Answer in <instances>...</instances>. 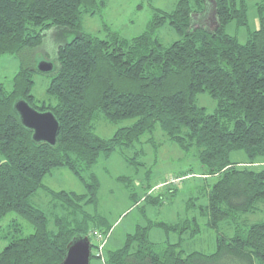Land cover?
<instances>
[{
  "label": "trees",
  "instance_id": "16d2710c",
  "mask_svg": "<svg viewBox=\"0 0 264 264\" xmlns=\"http://www.w3.org/2000/svg\"><path fill=\"white\" fill-rule=\"evenodd\" d=\"M213 2L218 24L211 30L193 26V16L209 10L206 0H178L173 11L157 9L139 35L102 38L82 29L83 15L95 14L99 0H0V55L22 58L12 90L0 85V218L15 211L34 226L8 243L0 264H59L76 235L90 237L92 228L108 234L113 224L100 210L101 181L94 171L85 174L102 156L150 142L142 138L157 127L166 140L196 151L206 182L217 177L206 190L204 226L219 230L229 221L235 233L219 235L211 253L187 251L181 242L158 247L150 229H176L178 223L150 221L127 233L121 247L108 249L105 264H264V219L239 217L264 212V165L257 164L264 161V2L252 29L245 0ZM231 22L247 28L245 42L226 31ZM166 23L181 36L169 45L154 35ZM50 30L59 65L47 89L52 103L40 106L32 90L41 71L26 62ZM201 92L217 100L214 112L196 103ZM19 98L55 113L61 124L57 145L33 140L14 108ZM98 115L111 122L136 120L102 137ZM233 151H243L246 159L234 161ZM144 154L141 147L133 158L143 163L137 160ZM56 167L69 169L85 191L45 185ZM40 189L51 196V211L34 204ZM144 199L155 203L160 196L147 193ZM186 222L184 227L192 226Z\"/></svg>",
  "mask_w": 264,
  "mask_h": 264
},
{
  "label": "rangeland",
  "instance_id": "374dc122",
  "mask_svg": "<svg viewBox=\"0 0 264 264\" xmlns=\"http://www.w3.org/2000/svg\"><path fill=\"white\" fill-rule=\"evenodd\" d=\"M99 1L100 6L95 14L83 15V31L102 38H109L115 34L132 38L149 28L148 25L157 9L173 11L178 0ZM245 1L248 6L249 27L252 29L258 22V4L264 0ZM210 2L214 3L213 0H206L209 10L204 14L205 16L201 14L193 16V26L202 25L210 30L216 27L218 20L215 11H212L210 7ZM226 31L238 36L242 42L247 40V28L239 26L235 22L229 23L226 26ZM53 32V30L47 32L43 44L35 50L33 57H28L26 62L38 67L40 61L50 57L52 59L50 61L55 65L53 72L36 71L33 76L35 83L32 93L36 98V103L40 106L52 103L47 89L59 65L58 61L54 59L58 43ZM154 35L164 45H169L181 38L169 23L157 28ZM21 64V54L3 53L0 55V85L6 90H12L14 77L21 69ZM196 103L205 107L209 113L214 112L217 107V100L207 92L199 93ZM135 120V118H128L111 122L102 115H98L95 121L96 132L102 137H110L119 127L130 125ZM147 139H150V142L137 144L134 147L119 148L110 157L102 156L98 163L85 174L87 176L90 171H94L98 175L101 181L100 210L113 224L108 234L101 229H91V242L96 245L98 240L95 237V231H100L105 235L103 241L105 243L101 248L100 257L96 255L98 246L92 245L94 254L91 260L92 264H105L108 249L121 247L126 240L127 233L133 232L138 224L147 225L150 221L178 223L176 229L167 230L161 226H154L150 229V238L158 247H163L167 241L181 242L182 248L187 251L198 250L211 253L217 247L219 235L235 233V228L229 221H223L219 230L204 226L206 216L203 206L208 202L206 190L208 184L214 182L217 177L209 178L207 182L202 178L200 173L204 171V167L199 161L196 151L194 149L185 150L176 142L166 140V136L159 127L153 133H146L142 138L144 141ZM141 147L144 148L145 154L137 161L144 162L138 163L133 157L136 155V150ZM231 157L234 161L246 159L243 151H233ZM257 164L264 165V161ZM187 172L193 174L183 178L179 177ZM174 177H176V182L167 184ZM43 182L57 190L66 189L79 193L85 191L84 184L65 167L53 169V172L47 175ZM147 183L155 186L146 188ZM147 193L160 196V199L155 203L146 200L144 198ZM50 199L51 196L40 189L33 197V202L51 211L52 202ZM56 210L58 209L56 208ZM195 217L201 227L198 232H195ZM239 217L241 222L245 219L256 221L264 219V212L239 214ZM187 220L191 221L192 226L184 227ZM51 226H53L52 223ZM32 232H34V226L31 222L15 211L9 212L0 218V252L12 239Z\"/></svg>",
  "mask_w": 264,
  "mask_h": 264
},
{
  "label": "water",
  "instance_id": "95a60500",
  "mask_svg": "<svg viewBox=\"0 0 264 264\" xmlns=\"http://www.w3.org/2000/svg\"><path fill=\"white\" fill-rule=\"evenodd\" d=\"M55 65L50 60H42L38 64L41 72H51ZM25 127L33 131L35 142H46L51 146L58 143L60 121L52 110H39L26 99L19 98L14 103ZM92 242L88 235H76L67 246L64 260L59 264H91Z\"/></svg>",
  "mask_w": 264,
  "mask_h": 264
},
{
  "label": "built area",
  "instance_id": "2783aa9c",
  "mask_svg": "<svg viewBox=\"0 0 264 264\" xmlns=\"http://www.w3.org/2000/svg\"><path fill=\"white\" fill-rule=\"evenodd\" d=\"M95 237L98 240V244H97L98 247L96 248V250H97L96 255L100 257L101 256V251H102L101 248H102V246L105 243V242H103L104 238H105V235H104V233H102L100 231H95Z\"/></svg>",
  "mask_w": 264,
  "mask_h": 264
}]
</instances>
